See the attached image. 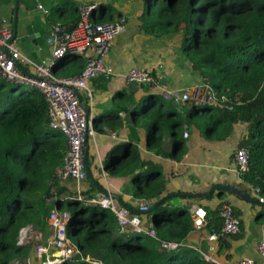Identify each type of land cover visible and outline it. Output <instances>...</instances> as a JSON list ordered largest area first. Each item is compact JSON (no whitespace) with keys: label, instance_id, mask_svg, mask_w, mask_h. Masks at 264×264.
<instances>
[{"label":"trees","instance_id":"16d2710c","mask_svg":"<svg viewBox=\"0 0 264 264\" xmlns=\"http://www.w3.org/2000/svg\"><path fill=\"white\" fill-rule=\"evenodd\" d=\"M138 1L144 8L140 21L146 34L179 40L181 54L203 83L232 100L233 110L193 105L190 117L200 109L218 111L207 117L204 133L208 139H226L236 126L245 127L247 135L239 148L248 149L250 156L240 186L259 201L264 197V0ZM20 5L30 8L27 0H20ZM63 7L52 8V14L57 16V23L73 30L82 20L81 10L68 1ZM120 18V14L116 16L101 5L92 12L90 21L115 23ZM12 26L16 31L14 22ZM86 63L85 57L68 54L55 62L53 73L65 65L68 67L58 78L77 77ZM153 76L159 81L157 74ZM14 86L10 90H5V84L0 86V264H30L33 249L19 245L21 232L32 226L47 235L52 209L49 200L56 209L67 199L81 201L68 187L60 185L69 144L64 134L50 128L44 96L36 89L17 93L22 86ZM176 116L173 105L170 110L158 106L144 112L135 126L148 122L147 143L152 153L181 161L186 154L184 121ZM166 134L173 145L169 153L163 143ZM106 170L112 177L133 175V198L155 201L149 214H153L157 238L129 229L122 231L114 213L89 204L71 213L67 227L69 239L84 258L92 256L104 264H211L196 249H163V242H185L194 223L188 209L164 207L170 197H162L166 183L160 166L129 151L122 158L113 156ZM90 186L91 190L83 193L87 198L99 192L95 182L91 181ZM114 197L123 204L121 197ZM207 214L210 233L221 234L219 212Z\"/></svg>","mask_w":264,"mask_h":264},{"label":"crops","instance_id":"0c3cea01","mask_svg":"<svg viewBox=\"0 0 264 264\" xmlns=\"http://www.w3.org/2000/svg\"><path fill=\"white\" fill-rule=\"evenodd\" d=\"M27 1L30 8L20 5L18 9L19 29L15 31L16 39L20 32L23 44L19 46L24 55L33 62L41 63L45 59L51 61L52 24L38 10L37 5L42 4L46 9L61 8L64 4L61 5L60 1L67 0ZM78 1L82 3L79 8L84 5L97 4L98 7L106 6L107 10L110 9L112 12L115 10L118 15L127 19V26L126 32L116 38L108 57L114 74L109 78L99 77L92 82L94 99L91 104L87 105V110L93 121L96 135L89 139L86 151L91 177L88 172V181L80 187L75 182L68 183L66 187L76 193L80 188L84 193V190L86 192L91 190L90 183L93 181L103 189H98L99 192L106 191L121 197L122 205L132 211L137 210L142 201L133 198V175L112 177L106 170L113 156L122 158L129 151L137 149L135 153L138 152L145 161L160 166L164 173L166 190L162 197H170L164 207L188 209L193 223H195L196 216L192 209L194 211L200 209L206 214L208 211L218 213L224 204H231L234 210L239 212L241 231L238 235L232 237H221L220 235L219 241H210L209 237L214 233H210L207 225L200 231L193 230L186 239L187 245L205 251L220 264H239L246 258L259 260L257 247L260 242L264 241V222L261 221L264 216V204L246 201L227 191H216L211 197L203 199L185 196L206 193L215 185L232 186L245 190L240 186L243 180L235 164V152L239 148V142L247 135L245 127L238 125L237 129L226 139L214 140L206 137L205 126H195L189 119L184 121L176 116L177 120L184 121L182 134L185 156L181 161H176L152 153L147 143L148 122H143L142 127L135 126L136 120H140L144 112L149 111L153 104V98L149 99V96L165 92H181L199 85V82L205 83L181 54L179 40L157 39L143 32L140 17L144 8L141 1ZM16 3L17 0H0V19H7L13 23L16 16V12L13 15ZM32 35L37 44L33 43ZM133 68L147 70L152 75L157 74L159 86L153 91L150 90L152 93L149 96L145 97L142 94L140 85L138 92L130 89L127 76ZM162 78L166 79L164 86L160 85ZM169 101L174 106L173 101ZM176 104L177 106L174 107L179 115L186 110L185 104L192 107L189 103L176 102ZM164 108L168 109L165 106ZM136 111L138 115L135 114ZM185 133L188 137H185ZM131 140V146H128ZM163 143L166 152L173 151L172 141L168 134L164 136ZM97 193L94 192V195ZM142 220L146 227L151 225L154 227L153 214L144 215ZM206 221L208 223V214ZM48 233L52 236L50 229ZM44 237L47 236L44 235ZM44 241L49 243V240L44 239Z\"/></svg>","mask_w":264,"mask_h":264},{"label":"built area","instance_id":"2783aa9c","mask_svg":"<svg viewBox=\"0 0 264 264\" xmlns=\"http://www.w3.org/2000/svg\"><path fill=\"white\" fill-rule=\"evenodd\" d=\"M37 8L44 16L49 14L48 9L42 4H38ZM97 8V4H91L80 9L82 20L73 30L60 23L54 24L51 28L53 39L51 61L45 59L41 63H35L24 55L17 44L12 21L0 19V80L38 90L44 96L49 107L50 128L61 132L68 140L69 149L59 178L62 186L75 182L80 187L88 181L85 143L88 144L89 139L96 135L93 121L87 110V105L91 104L94 99L92 82L99 77L109 78L114 74L108 57L116 38L126 32L127 19L125 17L115 23L91 22L90 16ZM93 45L95 53L91 59H87L86 66L79 76L64 79L54 76L53 67L57 60L68 54L85 57ZM127 82L129 84L136 82L140 86H147L151 91L159 86L158 80L151 72L140 68L130 70ZM164 97L175 102L189 103L192 106L209 105L233 110L232 100L226 96H219L208 84L196 85L181 92H165ZM185 137H188L187 133H185ZM249 156L250 152L246 148H238L235 152V164L240 176L248 170ZM256 193H260V189H256ZM76 194L79 201L86 200L90 205L114 213L122 231L129 229L150 238H157L155 228L152 225L146 227L142 220L143 216L153 208L155 201L143 200L137 210L132 211L117 202L115 197L106 191L87 198L78 188ZM259 202L264 204V197H260ZM49 205H53L52 200H49ZM192 212L196 216L194 230L200 231L208 225L207 214L200 209L196 211L192 209ZM219 216L223 221L221 234L214 233L209 237L210 241H219L220 235L221 237H232L240 233L241 220L235 215L234 207L231 204H224ZM71 218V213L68 211L58 212L56 208L54 211H50L47 220L52 239L47 246H37V257L40 259L48 257L49 251L54 249L56 251L55 258L43 264H65L69 261H79L78 259L86 264H104L102 260L92 256L84 258L82 252L69 239L67 227ZM32 230V227H28L21 232L19 245L27 246L28 241L26 240ZM36 238L39 241L42 234H36ZM162 247L168 251H180L182 248L196 249L207 262L220 264L205 251L187 245L186 241L182 243L163 242ZM257 250L260 256L259 260L246 258L239 264H264V241L258 244Z\"/></svg>","mask_w":264,"mask_h":264},{"label":"rangeland","instance_id":"374dc122","mask_svg":"<svg viewBox=\"0 0 264 264\" xmlns=\"http://www.w3.org/2000/svg\"><path fill=\"white\" fill-rule=\"evenodd\" d=\"M67 1L73 7L76 6L79 8L82 4L78 0H74V1L73 0H67ZM67 1H60V4L61 5L65 4ZM84 6H82L80 9H82ZM48 11H49V14L45 17H47L49 19L50 24H52V25L56 24L58 22L57 16L55 14H52V11H53L52 9H48ZM113 13L118 15V13L115 10H113ZM52 25H51V27H52ZM17 29H19L18 25H17ZM20 36H22V35L20 32H18L17 44L21 46L23 44V40L21 39ZM66 67H68V66L63 65V66L59 67L57 70L54 71V76H56V77L60 76V74L66 69ZM2 84H5V90H10V89L15 88L14 84L6 82L4 80H0V86ZM198 84L203 85L200 82ZM141 87H142V94L145 95V97L149 96L152 93L147 86L142 85ZM32 90H34V88L22 86L21 88H18L17 93H21L23 91L28 92V91H32ZM185 105H186V110L184 111V113L182 115H179V113H178V117H181V119H183L184 121H186V119H189L190 122L191 123L193 122V124L195 126L204 127L205 125H207V117H209V115H214V114L218 113V111L216 109L211 111V112H206L205 110L200 109L195 113V115L190 117V113H192V107L190 105H187V104H185ZM158 106H165V107H168V110H170V101H169V99H166L164 97V93H161L160 95H154L153 104L151 105L150 110H153V109L157 108ZM136 150L137 149H134V151H136ZM134 151H130V152L135 153ZM84 192H86V191L84 190ZM73 193L76 194V191H74ZM53 205L54 206L51 208H56V204H53ZM87 205H89V204L86 202V200L83 202H76V201H73L71 199H67L66 201H64L60 205L59 208H57V211L58 212L68 211L70 213H75L76 210H79L83 207H86ZM146 215H148V214H146ZM261 221L264 222V216H263V219ZM32 229L33 230L31 232H29V238L26 240V241H28L27 245L31 247V250L33 249V252H32L33 259L28 260V263L31 264V261H33V264H43V263L48 262L49 260L52 261L55 258V254H56V251L54 249L50 250L49 256L48 257L45 256L43 259L38 258L37 253H36L37 246L38 245L47 246L48 243H46V241H44V239L49 240L48 242H50L52 237L49 235V233H47L46 238L44 237V234H42V238L39 241H37L36 240L37 239L36 234H39L40 231L34 227H32ZM67 264H81V263L78 261H69Z\"/></svg>","mask_w":264,"mask_h":264},{"label":"water","instance_id":"95a60500","mask_svg":"<svg viewBox=\"0 0 264 264\" xmlns=\"http://www.w3.org/2000/svg\"><path fill=\"white\" fill-rule=\"evenodd\" d=\"M19 6H20V0H17L16 8H15L16 16L14 18V24L15 25H17V14H18ZM143 32H145V31L143 30ZM31 39H32L34 44H37V42L35 40V37L33 35L31 37ZM51 40L53 41L52 38H51ZM94 53H95V50H94V45H93L91 50H89L86 53V55H85L86 59H91L93 57ZM165 84H166V79L165 78L160 79V85L164 86ZM139 88L140 87H139L138 83H136V82H133V83L130 84V89L132 91H134V92H138ZM173 104H174L175 107L177 106L175 101H173ZM85 150L87 151V142L85 143ZM86 162H87V169H88V172H89L87 155H86ZM89 177H91V173L90 172H89ZM95 184L98 185L96 182H95ZM99 189L103 190L100 187H99ZM216 191H227L229 193H232V194H235V195L241 197L242 199H244L246 201L254 202V203H260L258 200L253 199L248 192H246L244 190H240L237 187H232V186H218V185H215L206 193L185 195V196H187L189 198L203 199V198H207L208 196H211ZM54 210H55V208L51 209V211H54Z\"/></svg>","mask_w":264,"mask_h":264}]
</instances>
